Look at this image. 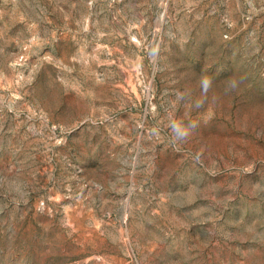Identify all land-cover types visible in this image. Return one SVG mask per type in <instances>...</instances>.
Wrapping results in <instances>:
<instances>
[{
	"label": "rangeland",
	"instance_id": "rangeland-1",
	"mask_svg": "<svg viewBox=\"0 0 264 264\" xmlns=\"http://www.w3.org/2000/svg\"><path fill=\"white\" fill-rule=\"evenodd\" d=\"M0 264H264V0H0Z\"/></svg>",
	"mask_w": 264,
	"mask_h": 264
}]
</instances>
